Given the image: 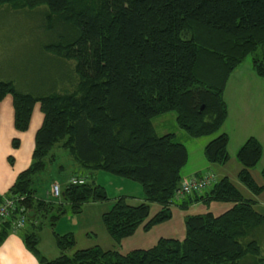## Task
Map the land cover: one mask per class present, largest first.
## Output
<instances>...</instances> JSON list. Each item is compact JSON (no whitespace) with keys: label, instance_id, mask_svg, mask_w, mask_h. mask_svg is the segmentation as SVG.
Returning a JSON list of instances; mask_svg holds the SVG:
<instances>
[{"label":"trees","instance_id":"trees-1","mask_svg":"<svg viewBox=\"0 0 264 264\" xmlns=\"http://www.w3.org/2000/svg\"><path fill=\"white\" fill-rule=\"evenodd\" d=\"M4 4L14 9L44 5L50 17L57 16L69 29L44 47L68 69L59 86L47 93L0 81V100L12 96L17 131L28 128L34 104L43 113L30 165L0 194V201H16L10 219L20 205L28 210L26 226L17 233L38 264H264V213L227 177L187 195L231 206L219 214L186 215L182 239L160 237L149 248L125 254L99 245L68 254L75 245L73 234L55 233L60 254L47 259L38 250L36 234L45 219L54 225L66 204L79 213L83 203L107 199L104 187L91 180L64 184L72 175L89 179L97 171L141 188L139 204L120 196L101 216L115 242L139 227L149 231L172 218V206L183 203L184 197L178 202L174 195L188 153L173 133L157 134L152 119L172 112L189 136L216 135L204 156L214 164L228 160V137L220 133L227 115L224 84L247 56L264 77V0H0ZM55 148L67 152L76 167L60 186L65 205L48 194L58 181L45 184L53 178L45 175L54 164ZM261 152L258 141L249 138L236 153L241 166L237 178L253 195L264 189L250 173ZM261 177L264 182V168ZM153 203L158 210L150 216ZM10 219L0 223V243L11 233Z\"/></svg>","mask_w":264,"mask_h":264},{"label":"crops","instance_id":"crops-1","mask_svg":"<svg viewBox=\"0 0 264 264\" xmlns=\"http://www.w3.org/2000/svg\"><path fill=\"white\" fill-rule=\"evenodd\" d=\"M223 100L226 105L227 115L221 126L220 133H225L228 137V160L223 164L210 163L204 156L205 146L216 135L199 138L189 136L177 125L174 113L168 112L153 118V128L159 135L173 133L176 140L185 146L188 158L186 164L181 170L182 180L193 175L196 177L211 175L217 182L220 179L227 177L245 199H250L254 202V207L257 211L264 213V189L259 195H253L237 178L241 166L236 160V153L249 138H254L260 144L262 152L259 161L252 168L250 173L258 185L264 184L261 177V171L264 168V77L259 76L255 72L252 67L251 58L243 60L230 72L224 84ZM42 121L43 113L40 110V104L36 103L34 104L30 115L28 128L25 131H17L14 127L12 96L6 94L0 100L1 195L6 194L10 186L14 183L17 175L30 165L34 148L35 133L41 126ZM169 122H172V130H169L168 128ZM15 139L19 142L17 147H14L12 144ZM61 150L62 149H58V152ZM51 166L52 168L49 167L48 172L54 171L55 169H64L62 165L57 167L55 163L51 164ZM75 169L76 167L74 166L72 172ZM45 176L48 177L47 175ZM102 176L106 177V175ZM110 178H113L120 186H135L131 181H127L120 177ZM50 181L58 180H56V178H51L49 179V182L45 184L50 183ZM60 184L62 187V183ZM137 195V200L142 201V193H139L138 191ZM205 199L206 198H203L198 194L197 196H186L183 198L184 201L180 199L182 200L181 202H183L180 206H172V217L174 215V209L179 210V212H182L184 225V218L188 215L183 214L184 212L197 209L193 214L205 213L208 211L213 212L214 214H219L231 206V203L212 202ZM180 200H178V202ZM45 221L48 222L47 219H45ZM48 225L50 226L51 236H53V242L55 233L65 234L71 232H62L64 231L62 229H65V225H62V229L58 232L53 230V225H51L50 222H48ZM41 230L42 229L40 228L36 230L38 250L47 259H53L50 258L52 256L44 254L40 247L41 236L38 233ZM87 236L89 235L87 234ZM260 237L261 239H264V233H260ZM0 264H38V260L34 254L28 250L20 233H9L0 243Z\"/></svg>","mask_w":264,"mask_h":264},{"label":"rangeland","instance_id":"rangeland-1","mask_svg":"<svg viewBox=\"0 0 264 264\" xmlns=\"http://www.w3.org/2000/svg\"><path fill=\"white\" fill-rule=\"evenodd\" d=\"M46 10L47 7L44 5L34 9H14L8 4L0 5V81H10L19 90L28 89L49 93L54 86L60 85L58 81L63 73L65 76L68 74V69L60 59L46 52L44 47L51 42L58 41L62 32L69 31V29L63 26L57 16L50 17ZM249 58L250 56H247L245 59ZM168 128L172 130V122L168 123ZM58 149L60 148L54 150V163L57 167L62 165L64 169L61 172L55 169L47 172L46 175L64 183L72 173L74 163L67 152L64 150L58 152ZM49 167L52 168L51 165ZM98 173L106 175V177ZM110 177L117 176L97 171L93 172L88 179L104 187L107 194L105 201L85 202L79 213L71 212L70 206L66 204L64 214L55 219L52 226L55 232L61 230L62 225H65L62 232L71 231L69 233H74L72 234L75 245L66 251L68 254L96 244L104 249L117 250L125 254L134 249L149 248L160 237L178 239L184 237L182 212L174 209V215L170 221L154 226L149 231H144L139 227L132 236L122 239L120 243L115 242L104 230L101 216L112 207L120 196H124L128 204H139L141 201L137 200V192L141 193V188L132 181L135 186H120ZM64 184L69 183L67 181ZM51 199L55 200L58 205H65L62 197H51ZM157 210V204H150V216ZM196 210L193 209L183 214H193ZM40 229L42 230L38 231V234L41 236L40 247L43 253L52 256L50 258H55L60 251L54 245L48 222L44 221Z\"/></svg>","mask_w":264,"mask_h":264},{"label":"built area","instance_id":"built-area-1","mask_svg":"<svg viewBox=\"0 0 264 264\" xmlns=\"http://www.w3.org/2000/svg\"><path fill=\"white\" fill-rule=\"evenodd\" d=\"M85 177L72 175L68 179V183L71 185H82L86 183ZM214 179L211 175H203L201 177L190 176L187 179H184L180 182L178 189L175 192L174 199L179 200L182 197L191 195L193 193H201L210 188L213 185ZM48 194L51 197L58 198L61 195L60 185L58 183H51ZM15 199L2 197L0 201V223L6 219H10L11 213L15 209ZM28 210L24 205L18 207L16 216L13 219H10L11 222V233H17L20 229H23L26 226Z\"/></svg>","mask_w":264,"mask_h":264},{"label":"water","instance_id":"water-1","mask_svg":"<svg viewBox=\"0 0 264 264\" xmlns=\"http://www.w3.org/2000/svg\"><path fill=\"white\" fill-rule=\"evenodd\" d=\"M32 214H33V212H32V211H30V212H29V215H32Z\"/></svg>","mask_w":264,"mask_h":264}]
</instances>
